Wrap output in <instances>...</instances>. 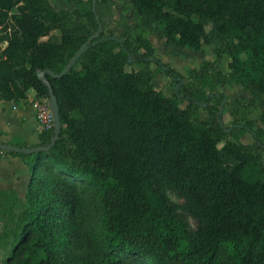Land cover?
<instances>
[{
    "label": "trees",
    "instance_id": "obj_1",
    "mask_svg": "<svg viewBox=\"0 0 264 264\" xmlns=\"http://www.w3.org/2000/svg\"><path fill=\"white\" fill-rule=\"evenodd\" d=\"M113 3L97 0L94 11L92 0L81 12L50 0H0V28L11 19L15 26L3 49L0 34V96L54 94L60 119L39 143L9 150L31 176L24 198L0 190L3 264H59L44 240L49 210L79 188L90 192L103 233L96 264H264V128L256 125L264 123V0H131L120 35L106 32ZM159 30L181 48L214 44V59L182 73L156 56L149 37ZM87 41L65 75H38L60 73ZM152 62L171 79V96L155 88ZM227 84L251 98L230 100L218 89ZM244 133L253 143L240 140ZM40 164L58 178H43ZM82 234L98 244L87 226Z\"/></svg>",
    "mask_w": 264,
    "mask_h": 264
},
{
    "label": "rangeland",
    "instance_id": "obj_2",
    "mask_svg": "<svg viewBox=\"0 0 264 264\" xmlns=\"http://www.w3.org/2000/svg\"><path fill=\"white\" fill-rule=\"evenodd\" d=\"M50 1L57 9L67 8L70 10H74L77 7L80 9L81 12H86L90 10L92 5V0H82V2L77 5L69 3L66 0ZM111 7L113 9L114 18L106 27V32L120 35L122 34L123 29L119 27L118 21L123 14L129 17L130 11L128 10V8L131 7V0H115V3L111 4ZM195 18L197 17L195 16ZM129 21L131 22V19H129ZM14 28V21L12 19L9 21L7 27L0 28V34L3 37V42L1 44L2 49L6 47L7 39L10 37V34ZM206 28L207 30H210L211 23H208L206 25ZM158 39L159 38H157V40ZM192 51L194 50L190 48H181V50L177 54H175L173 50L168 49L165 54L172 59L171 65L175 64L174 67H176L179 71L182 70L183 67H185V71L181 72L187 74L189 68L193 66L199 67L200 65L199 64L191 66L189 61H191L194 56L199 59L203 57L204 54H207L209 52V50L207 49L205 51H202L201 54L194 55V53H191ZM162 52L163 50L159 48V55L163 54ZM243 55L246 56L245 53ZM156 66V63H151L152 68L155 69ZM138 68V65H126V69L128 71L137 70ZM159 74V76L158 74L156 75V88L162 89L167 95H171L172 92H174L171 81H168L169 78L165 77L164 72H160ZM223 92L227 94L229 99L241 98L243 100H249L251 98V94L249 95V97V93H247L245 89L243 90V88L241 87L238 88L235 86H230L227 87L226 90ZM185 104L186 103H183L181 106L185 107ZM204 113L207 114L205 111ZM231 119L232 117L228 112L223 113V120L224 122H226V124H230ZM261 124V121H257L256 123L257 126H261ZM262 153L264 156V150ZM37 170V173H39L43 178L50 182L58 178V176L54 174L50 169H47L44 164H40ZM166 192L172 202L177 205L181 204L182 198L175 191L170 188H166ZM90 204V192L84 188H79L78 193L72 202L68 204L55 203L50 208L49 226L46 230L44 240L45 243L54 252L59 264L97 263L99 258L98 252L102 247L101 245L103 233L100 225L97 223L94 212L91 210ZM178 211L181 212L184 219L188 221L191 226H195L194 221L184 212H182L181 208ZM83 226H87V228L92 232L94 238L97 240L98 244L94 245L96 247L86 245L82 234ZM5 256L6 253H4L3 250L0 251V260L2 264Z\"/></svg>",
    "mask_w": 264,
    "mask_h": 264
},
{
    "label": "crops",
    "instance_id": "obj_3",
    "mask_svg": "<svg viewBox=\"0 0 264 264\" xmlns=\"http://www.w3.org/2000/svg\"><path fill=\"white\" fill-rule=\"evenodd\" d=\"M149 38L155 47L156 56H158L160 59L170 64L172 63V59L169 56H167L165 52L168 49H171L173 50L175 54H177L181 50V47H178L177 45L173 43H168L161 30L150 35ZM157 38L159 39L157 40ZM159 48L163 50L162 52L163 54L159 55ZM207 49L209 50V52L207 54H204L203 57L198 59L196 56H194V58L191 61H189L191 66L199 65V64L201 65L204 60L214 59V54H215L214 44H203L200 50H198L197 52H195L196 50H194L191 53H194V55H198V54H201L202 51H205ZM229 61H230L229 56L225 55L221 62L220 68L224 71L228 70ZM174 65L175 64H173V66ZM226 65H227V68H226ZM184 68L185 67H183V69L180 71L184 72L185 71ZM152 69L155 70V76L153 78L154 80L153 83L155 86L156 79H157L156 75L158 74L159 76L160 75L159 73L160 72L163 73V71L159 72V71H156V68L155 69L152 68ZM165 77H168V76L165 74ZM168 81H171V79L169 78ZM230 86L243 88L241 85H238V84H227L224 86H219L218 89L221 91H225L226 88ZM158 90H162V89H158ZM245 91L249 93V91H247L246 89ZM171 95H168V96H171ZM249 95L250 93L248 94V96ZM38 99L39 98L36 96L34 89H30L28 91L26 99H22L18 101H7L0 96V143L10 144V145H14V144L31 145V144L39 143L40 141L39 134L42 131V129H41V126L38 120L37 110L34 107V102H36ZM230 100H233V99L230 98ZM245 101H248V100H245ZM204 111L207 113L205 109L203 110L200 109L201 119L210 120V116L208 115V113L205 114ZM261 123H262L261 126L264 128V123L263 122ZM240 140L246 144H251L254 141L253 136L250 133H244L240 137ZM30 176H31L30 168L25 163L22 157L10 153L9 150H7L6 154H3V155L0 154V190L15 191L21 198H24L27 193ZM0 251L2 250L0 249ZM0 264H2L1 260H0Z\"/></svg>",
    "mask_w": 264,
    "mask_h": 264
},
{
    "label": "water",
    "instance_id": "obj_4",
    "mask_svg": "<svg viewBox=\"0 0 264 264\" xmlns=\"http://www.w3.org/2000/svg\"><path fill=\"white\" fill-rule=\"evenodd\" d=\"M96 2L97 0H93V9L94 11H96ZM101 31V30H100ZM99 33V32H98ZM97 33V34H98ZM96 34V35H97ZM96 35H94L93 37H95ZM96 43V41L94 42ZM90 47V42L87 41L85 42L80 48L79 50L74 54V56L70 59V61L68 62V64L66 65V67L58 74H56L55 72L51 71V70H40L38 72V75L42 78L44 77L45 73H49L51 74L52 76L54 77H61L63 75H65L78 61V59L80 58V56ZM49 101L51 103V106H52V110H53V114H54V118H55V127L57 130L60 129V119H59V108H58V101L55 97L54 94H51L49 96ZM56 140V138H53L52 140V143H54V141ZM0 147L6 149V150H15L16 147L13 146V145H10V144H3V143H0ZM36 149H41L40 148H33V149H28L29 152H34L36 151Z\"/></svg>",
    "mask_w": 264,
    "mask_h": 264
},
{
    "label": "built area",
    "instance_id": "obj_5",
    "mask_svg": "<svg viewBox=\"0 0 264 264\" xmlns=\"http://www.w3.org/2000/svg\"><path fill=\"white\" fill-rule=\"evenodd\" d=\"M37 110L38 120L42 130L52 129L55 127V118L49 98H39L34 102ZM7 150L0 147V154H6Z\"/></svg>",
    "mask_w": 264,
    "mask_h": 264
}]
</instances>
